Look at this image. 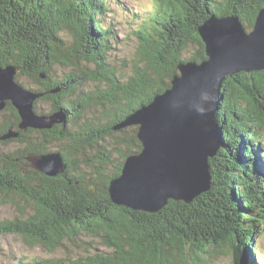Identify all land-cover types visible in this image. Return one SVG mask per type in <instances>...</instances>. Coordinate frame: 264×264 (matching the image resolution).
<instances>
[{
    "label": "trees",
    "instance_id": "16d2710c",
    "mask_svg": "<svg viewBox=\"0 0 264 264\" xmlns=\"http://www.w3.org/2000/svg\"><path fill=\"white\" fill-rule=\"evenodd\" d=\"M107 2L0 0V66L17 67V77L30 78L38 92L46 93L42 100L50 101V114H64L63 123L41 134L30 130L0 142L16 145L0 153V194L18 211L14 219L0 222V236L14 234L29 248L51 252L63 241L87 235L107 249L70 264H200L228 239L235 246L233 264H259L264 253L253 240L264 230V71L238 73L221 85L216 121L222 143L208 161V192L188 204L168 200L158 212L145 213L113 204L107 188L124 158L141 150L136 127L113 126L169 89L178 65L206 59L197 30L210 16L234 15L250 31L264 0H154L137 32L145 67L136 64L123 80L106 68L100 54L112 33L101 26ZM60 29L69 34L68 50ZM99 45L98 57L93 48ZM56 47L79 54L82 61L97 59L98 69L54 73L56 64L70 67L60 58L64 53L56 56ZM86 81L96 83L95 89L86 90ZM56 88L60 91L48 92ZM5 111L12 120L0 123V135L19 122L9 103ZM54 143L65 171L48 177L33 170L28 157L53 153ZM107 146L121 162L113 173L98 168L86 176L82 169L111 162Z\"/></svg>",
    "mask_w": 264,
    "mask_h": 264
},
{
    "label": "water",
    "instance_id": "95a60500",
    "mask_svg": "<svg viewBox=\"0 0 264 264\" xmlns=\"http://www.w3.org/2000/svg\"><path fill=\"white\" fill-rule=\"evenodd\" d=\"M197 31L206 59L178 65L170 89L112 128L138 126L136 137L141 145L137 154L126 157L120 176L110 182L109 196L117 206L155 213L168 200L188 204L208 192V160L222 143L216 121L221 85L238 73L264 71V6L248 33L234 15L210 16ZM15 74L16 68L0 66V112L9 103L20 116L22 130H50L63 123L62 112L44 117L33 113L37 96L24 92ZM9 130L0 140L19 136ZM31 163L32 169L48 177L65 170L57 152L34 157Z\"/></svg>",
    "mask_w": 264,
    "mask_h": 264
},
{
    "label": "rangeland",
    "instance_id": "374dc122",
    "mask_svg": "<svg viewBox=\"0 0 264 264\" xmlns=\"http://www.w3.org/2000/svg\"><path fill=\"white\" fill-rule=\"evenodd\" d=\"M153 4H154V0H108L106 4V7H105L106 12L102 15L101 26L102 28H110L112 33L110 34L111 38L108 37V41H107L108 46L106 43H104L103 44L104 46L102 47V51L100 54H102L103 57L106 59L105 61L106 66H107L106 68L115 69L116 74L118 75V77L120 76L119 78L121 80H123L124 78H128L127 76L131 74L132 68L136 64L138 65V67L139 66L145 67L144 60L139 59L141 57H140V53H138L139 42L137 38V32L141 28L140 25L146 22L147 17L151 13L150 10ZM65 31L66 29L64 30L62 29L60 31V37L64 39L63 41L64 45L62 47H65L68 50L67 46H69V44L72 42L69 39V34L67 32L65 33ZM246 32L248 33L249 31H246ZM59 47H61V45ZM99 47L100 45L96 47L97 49L93 48V51L94 53H96L97 56L100 52ZM192 51H193L192 48H190L188 53H192ZM61 52H62L61 48L57 49L56 47L54 49V53L56 54L57 57H58V53H61ZM68 53H64V55L60 56V58L65 59L66 63L70 67L67 68L65 66L56 64L54 65V73L58 75H62L63 73L70 72V69L71 71L75 69L76 71L80 72L81 66L84 68L85 73H87V71L88 73L96 72V67L98 66L97 59L90 61V62L82 61L79 58L80 57L79 54L75 56H71ZM6 67L16 68L15 80H16L17 85H19L24 90V92H30L32 94H36L37 97L34 100L33 113L37 117H44L46 115H50L51 103L50 101L42 100V98L45 97L46 93L37 91V87L35 86L36 82H34L28 77H24V76L17 77L16 76L18 73L17 67L9 66V65ZM244 74H250V73H244ZM38 77H39L38 79L40 78L44 79V76L42 74H40ZM171 81H170V87H171ZM95 87H96V83L86 81V84H85L86 90H94ZM59 91L60 89L56 88V89H51L48 92L50 94H54ZM37 94L41 96L38 97ZM154 98L152 99V101L154 100ZM16 115H17L16 116L17 119L19 120L16 127L9 126L6 129V131L2 135H0V137L6 134L8 131H10L9 130L10 128L12 132H15V133L17 132L18 135H20L21 133L30 131V130L34 132H39L38 134H41L40 132L46 131V130H35L32 128H28L26 130L20 129L18 125L20 124L21 120L19 119L20 116L18 115L17 111H16ZM130 115H128L127 117H129ZM127 117H125L122 121H120L116 125H120L121 123H123ZM11 120L12 118H11L10 113L6 112L5 109L4 111L0 112V123H3L5 121H11ZM91 120L92 119H89V121ZM132 126L136 127L138 130V126L136 125H132ZM33 134L34 133L31 132L28 135V137L30 136L33 137L34 136ZM136 135H137V131H136ZM0 142H3V141L0 140ZM15 147L16 145L14 143H9L7 146L0 145V153H4ZM58 148H59V145L57 143H54L50 149L55 152ZM107 148L109 149L111 153L110 154L111 162L107 165L88 167V168L82 169V171H84L86 176L92 175L93 171L98 168L100 170H103V173L105 175L113 173V170H115L116 166L121 162V158L118 156V154H116L115 150L112 149L111 146L109 147L107 146ZM46 154H49V153H46ZM46 154H42V155H46ZM42 155H39V156H42ZM34 157H38V155L31 156V162L34 159ZM125 159L126 157L124 158L123 163ZM262 161L264 162V158H262ZM122 167H123V164H122ZM209 177L211 179L210 171H209ZM112 180H110V182ZM108 189H109V186L107 188V193L109 195ZM10 202H12L10 201V199H4L2 194H0V222L5 221V220H12L18 216L17 207L14 206V204H11ZM20 204L24 205L19 201V206ZM258 232L260 233V235L258 236V238L253 240V245L255 248H257V250L261 249L264 253V230L259 229ZM222 242L224 243V245L222 244ZM234 250H235V246L231 244V242L228 241V239L222 240L221 243L217 247L210 249L209 253L206 254L204 262L200 264H233ZM105 251H107V249L99 242V240L93 239L87 235H81L80 237H76V240L74 242L73 241L72 242L63 241L61 247L56 248L51 252L47 251L45 248L41 246L40 247L35 246L33 248L32 247L29 248L22 242V240L17 235H14V234L0 236V264H33V263L37 264L40 262L44 263L48 259L64 261V264H70L71 262L77 261L78 259H83L93 254H101L102 252H105ZM257 259L259 261V264L260 263L264 264V258H261V259L257 258ZM189 264H192V263H189Z\"/></svg>",
    "mask_w": 264,
    "mask_h": 264
},
{
    "label": "bare ground",
    "instance_id": "6f19581e",
    "mask_svg": "<svg viewBox=\"0 0 264 264\" xmlns=\"http://www.w3.org/2000/svg\"><path fill=\"white\" fill-rule=\"evenodd\" d=\"M264 6V5H263ZM216 120H217V115H216ZM217 126H218V122H217ZM219 128V127H218ZM220 131H221V129H220ZM222 135V134H221ZM216 156V155H215Z\"/></svg>",
    "mask_w": 264,
    "mask_h": 264
},
{
    "label": "flooded vegetation",
    "instance_id": "af4514ba",
    "mask_svg": "<svg viewBox=\"0 0 264 264\" xmlns=\"http://www.w3.org/2000/svg\"><path fill=\"white\" fill-rule=\"evenodd\" d=\"M7 106V105H6Z\"/></svg>",
    "mask_w": 264,
    "mask_h": 264
}]
</instances>
